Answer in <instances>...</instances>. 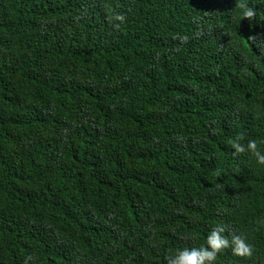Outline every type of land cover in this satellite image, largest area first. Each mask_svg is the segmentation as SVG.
Listing matches in <instances>:
<instances>
[{
	"label": "trees",
	"instance_id": "1",
	"mask_svg": "<svg viewBox=\"0 0 264 264\" xmlns=\"http://www.w3.org/2000/svg\"><path fill=\"white\" fill-rule=\"evenodd\" d=\"M237 136L264 153V0H0V264H167L216 226L253 254L214 264H264Z\"/></svg>",
	"mask_w": 264,
	"mask_h": 264
},
{
	"label": "clouds",
	"instance_id": "2",
	"mask_svg": "<svg viewBox=\"0 0 264 264\" xmlns=\"http://www.w3.org/2000/svg\"><path fill=\"white\" fill-rule=\"evenodd\" d=\"M246 17L253 15L251 11L244 13ZM117 21L123 22L122 15H116ZM264 143V141H261ZM232 148L234 154L248 153L254 156L257 164L264 165V153L258 150L257 141L249 139L243 142L241 136H237ZM230 236V238H229ZM231 247L232 253L241 258H250L253 254V246L247 242L242 234H225V230L221 226L213 227L205 237V244L199 247H185L175 250L166 257L167 264H214L218 254L223 250Z\"/></svg>",
	"mask_w": 264,
	"mask_h": 264
}]
</instances>
